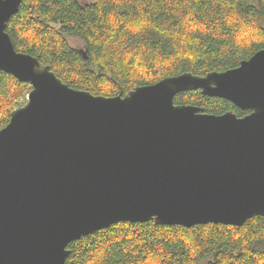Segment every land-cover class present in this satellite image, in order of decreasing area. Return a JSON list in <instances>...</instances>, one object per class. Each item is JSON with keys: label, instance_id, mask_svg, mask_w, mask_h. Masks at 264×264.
Returning a JSON list of instances; mask_svg holds the SVG:
<instances>
[{"label": "water", "instance_id": "95a60500", "mask_svg": "<svg viewBox=\"0 0 264 264\" xmlns=\"http://www.w3.org/2000/svg\"><path fill=\"white\" fill-rule=\"evenodd\" d=\"M0 0V72L30 85L0 130V264H65L69 244L118 223L241 227L264 218V48L103 97L15 50ZM187 91L250 113L177 105Z\"/></svg>", "mask_w": 264, "mask_h": 264}, {"label": "trees", "instance_id": "16d2710c", "mask_svg": "<svg viewBox=\"0 0 264 264\" xmlns=\"http://www.w3.org/2000/svg\"><path fill=\"white\" fill-rule=\"evenodd\" d=\"M6 33L17 52L48 65L64 84L112 97L185 72L238 67L264 48V0H21ZM29 91L0 72V130ZM174 103L239 113L199 91ZM68 248L65 264H264V218L241 227L122 222Z\"/></svg>", "mask_w": 264, "mask_h": 264}, {"label": "rangeland", "instance_id": "374dc122", "mask_svg": "<svg viewBox=\"0 0 264 264\" xmlns=\"http://www.w3.org/2000/svg\"><path fill=\"white\" fill-rule=\"evenodd\" d=\"M69 42L72 46L77 48L78 50H83V44L77 40L69 39ZM26 103V99L20 102V106Z\"/></svg>", "mask_w": 264, "mask_h": 264}, {"label": "flooded vegetation", "instance_id": "af4514ba", "mask_svg": "<svg viewBox=\"0 0 264 264\" xmlns=\"http://www.w3.org/2000/svg\"><path fill=\"white\" fill-rule=\"evenodd\" d=\"M79 51V53H83V51L82 50H78ZM228 102V101H227ZM230 103V102H229ZM230 104H232V103H230ZM233 105V104H232ZM234 106V105H233ZM235 107V106H234ZM236 108V107H235ZM236 109H238V108H236ZM239 110V113L237 114V113H235L233 110H231V111H233L239 118H241V117H244V116H246V115H248L249 113H250V111H248V110H240V109H238ZM227 112H228V110H227Z\"/></svg>", "mask_w": 264, "mask_h": 264}]
</instances>
